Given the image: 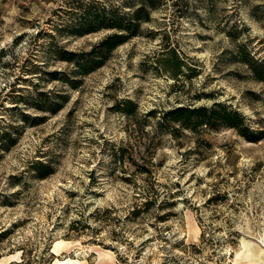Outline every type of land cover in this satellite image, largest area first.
I'll use <instances>...</instances> for the list:
<instances>
[{
  "label": "rangeland",
  "instance_id": "rangeland-1",
  "mask_svg": "<svg viewBox=\"0 0 264 264\" xmlns=\"http://www.w3.org/2000/svg\"><path fill=\"white\" fill-rule=\"evenodd\" d=\"M153 2L71 86L53 50L110 31L71 34L77 0H0V264H264V0ZM179 106L239 127L161 119Z\"/></svg>",
  "mask_w": 264,
  "mask_h": 264
},
{
  "label": "trees",
  "instance_id": "trees-1",
  "mask_svg": "<svg viewBox=\"0 0 264 264\" xmlns=\"http://www.w3.org/2000/svg\"><path fill=\"white\" fill-rule=\"evenodd\" d=\"M77 1L79 3L73 9V13L77 16V20L75 21L76 23L74 22L75 24L72 25V29L70 30L71 34L84 35L102 30H109L110 33L106 34L86 52L68 51L59 47L53 50L57 59L66 62L72 68L69 73L55 70L47 72L49 80H59L71 86H74L77 82L72 76H82L92 73L104 64L110 53L116 47L134 37L140 36L141 25L149 21L150 11L155 8L154 0H141L137 7L134 6L135 3L133 0H123L118 5L105 4L100 0ZM126 7L130 9L126 10ZM251 61L252 62L249 63V69L254 78L264 82V60L253 58ZM40 101V104H36V102L33 104V107L43 111L57 110L56 104L47 102V99L42 98ZM166 116H170L169 119L173 123L193 129L196 125H214L211 123L212 119H221L232 128L239 127V118L236 113L224 109L218 110L216 107L207 108L200 106L191 109L185 106H179L163 114L161 119H166ZM24 117L26 118L27 116ZM242 135L247 137L246 134ZM263 137V135H259L254 138L247 137V139L259 141ZM39 164L42 166L41 163ZM44 168H46V166L37 169L41 171ZM46 175H48V173L44 171V174H41L39 177H45ZM146 204L148 205V201ZM132 214L135 216L137 215L135 211H132ZM201 236H203V232Z\"/></svg>",
  "mask_w": 264,
  "mask_h": 264
},
{
  "label": "bare ground",
  "instance_id": "bare-ground-1",
  "mask_svg": "<svg viewBox=\"0 0 264 264\" xmlns=\"http://www.w3.org/2000/svg\"><path fill=\"white\" fill-rule=\"evenodd\" d=\"M195 232H197V230H195ZM60 244V241H56L55 244H54V248L53 249V252L56 253V249H57V246ZM58 264H65V263H68V262H78L77 260H74V259H66V260H56ZM55 263V261L53 262V264Z\"/></svg>",
  "mask_w": 264,
  "mask_h": 264
}]
</instances>
